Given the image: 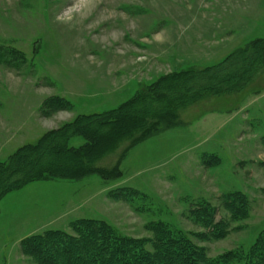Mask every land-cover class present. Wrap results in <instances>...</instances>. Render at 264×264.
I'll use <instances>...</instances> for the list:
<instances>
[{
	"label": "rangeland",
	"instance_id": "374dc122",
	"mask_svg": "<svg viewBox=\"0 0 264 264\" xmlns=\"http://www.w3.org/2000/svg\"><path fill=\"white\" fill-rule=\"evenodd\" d=\"M261 39L264 0H0V164L162 77L203 70ZM236 66L247 75L242 91L204 95L154 137L120 142L93 166L106 176L44 178L4 196L0 264H36L21 254L24 239L70 233L82 219L130 238L151 237L146 227L157 222L203 233L190 213L205 205L229 222L223 203L234 193L248 202L246 218L222 240H192L212 258L247 253L264 234V56L251 70Z\"/></svg>",
	"mask_w": 264,
	"mask_h": 264
},
{
	"label": "trees",
	"instance_id": "16d2710c",
	"mask_svg": "<svg viewBox=\"0 0 264 264\" xmlns=\"http://www.w3.org/2000/svg\"><path fill=\"white\" fill-rule=\"evenodd\" d=\"M263 56L264 39L255 40L213 66L162 77L119 108L78 119L45 136L35 146L22 148L8 163L0 164V200L44 178L80 180L94 173L106 176L93 166L120 142L132 140L134 145L154 137L162 132L161 125L173 119L174 112L204 95L242 91L247 86V75L239 74L240 68H235L237 60H244L251 70ZM75 137H82L86 143L71 147L69 143ZM33 152L39 153L35 162ZM130 193L138 194L132 189ZM223 206L231 215L229 222L217 220L216 208L205 205L190 213L203 227V233L187 235L157 222L146 227L151 237L130 238L118 235L103 220L82 219L70 226V233L47 230L27 237L21 242L20 251L36 264H264V234L247 253L229 251L216 258L193 242V238L203 240L206 236L222 240L229 234L230 223L247 216L248 202L241 193L231 194Z\"/></svg>",
	"mask_w": 264,
	"mask_h": 264
}]
</instances>
